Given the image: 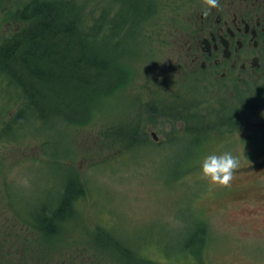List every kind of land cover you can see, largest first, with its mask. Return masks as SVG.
I'll return each instance as SVG.
<instances>
[{
    "label": "rangeland",
    "instance_id": "obj_1",
    "mask_svg": "<svg viewBox=\"0 0 264 264\" xmlns=\"http://www.w3.org/2000/svg\"><path fill=\"white\" fill-rule=\"evenodd\" d=\"M29 1L0 0V43L26 25L19 19L18 12ZM76 2L83 7L82 16L88 24L102 16L106 9L116 11L111 0ZM172 2L167 1L165 12L162 2L154 19L150 21L149 17L148 23L141 27L144 33L140 34L138 41H147L148 50L153 53L151 58L134 65L135 73L127 87L99 105L89 124L77 128L57 125L66 135L65 142L50 136V146L46 145L49 128L42 131V136H36L40 129L38 131L31 122L18 125V131L10 133V139H0V233L3 234L0 238H5L9 232H29L34 228L29 221H21L7 203L4 180L13 193V206H19L25 219L36 220L44 206L48 207V201H62L65 186L72 180L71 168L87 191L90 189L92 194L95 190L101 196L102 192L105 199L109 198V203L94 202L86 195L76 201L77 220L72 219L68 232L62 236L65 240L58 243L63 250L53 245L49 250L45 247L44 253L51 254L47 257L51 264L68 258L73 254V248L78 253L87 252L80 249L90 250L95 256L90 259L93 264H264V151L253 154L249 148L263 137V134L252 131L264 126L263 110L251 116L247 114L241 125L245 131L233 130L216 142L213 140L218 134L210 139L207 155L230 151L241 159V167L230 187L213 185L202 176L201 162L206 155L198 149L192 153L190 137L171 143L167 150L163 148L166 143L160 146L162 150L139 146V151L127 152L131 159L124 153V145L117 143L107 147V142L101 137L116 124L134 119L140 105L145 107L155 100L171 99L172 93L163 87L161 78L164 75L161 72L169 71L177 60L174 56L175 41H169V38L175 36L173 26L180 11L173 12L168 8ZM136 55H139L137 48ZM195 83L193 79L182 81L176 83L171 91L185 98L189 93L186 88L190 89ZM198 85L200 88L194 91L196 94L192 95L196 96L191 99L196 101L194 106L198 109L194 112L198 113L195 114L198 121L204 117L201 114L210 109L209 106H219V103L228 101L236 104L229 95H216L212 86L204 82ZM4 91L0 82L1 105L5 102ZM17 110L7 112L4 117L6 123ZM147 117L144 114L143 119ZM207 121L209 127L214 124L212 117ZM146 125L147 132L150 128L155 130L154 124ZM11 127L15 129L13 124ZM159 127L158 136L162 137ZM245 137L247 140L244 142ZM112 143L114 141L111 140ZM45 145L46 149L67 152L61 155L63 158L39 155L47 152ZM36 155L46 159L45 162L54 158L52 162L56 165H44L31 158ZM104 159L109 162L108 169L99 164ZM77 192L75 188L74 194ZM57 204L60 203L49 205ZM200 228L203 233L199 235ZM111 237L134 248L136 259L130 252L128 256L121 257L116 251H111L115 254L111 255L105 250L106 255H103L97 250L104 249L108 243L106 238ZM141 247L143 252L138 254Z\"/></svg>",
    "mask_w": 264,
    "mask_h": 264
},
{
    "label": "trees",
    "instance_id": "obj_2",
    "mask_svg": "<svg viewBox=\"0 0 264 264\" xmlns=\"http://www.w3.org/2000/svg\"><path fill=\"white\" fill-rule=\"evenodd\" d=\"M111 1L116 11L106 9L104 14L95 18L92 24L85 23L82 16L83 7L76 0H31L19 10V19L26 25L0 43V82L5 89V94L3 93L5 102L3 105L0 104L2 106L0 139H8L10 133L18 131V125L31 122L37 130L40 129L36 136H42V131L49 128L46 145L52 141L50 136L64 139V143L66 135L56 127L57 125L77 128L89 124L99 105L106 99L117 96L120 90L127 87L132 79L131 76L135 73L134 65L151 58L153 53L148 50L150 48L147 41H138L140 34L144 33L141 27L148 23L149 17L150 21L154 19V15L159 13L162 2L165 12L168 0ZM172 1V5L170 3L168 8L173 12L181 11L188 4V0ZM136 48L139 51L138 56ZM193 81L197 82L193 87L191 86L190 89L185 87L189 92L185 98L178 92H172L171 88L168 89L172 93L171 99L154 102L145 107L140 105L134 119L116 124L101 136L107 142L106 146L111 147L121 143L125 146V155L127 154L126 156L131 159L127 152L139 151L140 148L167 150L171 143L186 136L192 140L189 147L193 149V154L198 149L207 156L206 150L211 144L212 136L218 134L213 140L216 142L218 138L229 135L233 130L245 131L241 125L247 114L249 113L250 116L258 114L263 109L264 92H255L254 95L247 97L238 95L233 98L236 104H229L228 101L219 103V106H209L210 109L207 107L208 110L201 114L206 119L202 117L198 121V117L195 116L198 113L194 112V109H198L194 106L196 101L191 99L196 96L192 94H196L194 91L200 88L198 84L202 81L197 78ZM15 108L18 110L6 123L4 117L7 112L9 114ZM144 114L148 116L147 119H143ZM211 117L214 119V124L209 127L207 119L210 120ZM216 122L218 125H215ZM146 123L154 124L155 127H152L155 130L150 128L147 132ZM12 124L15 126L14 130ZM157 127L162 129L163 133L162 137L159 136V140H155L151 135L152 132L160 133ZM252 131L263 134V137L252 143L249 148L253 154L256 153L255 151H264V126H258ZM12 140L17 139L12 138ZM111 140L114 143L111 144ZM246 140L245 137L244 142ZM165 143V147L161 148L160 146ZM46 145L47 152L39 155L49 154L50 157L63 158L61 155L67 152L46 149ZM139 146L142 147L138 148ZM39 155L31 158L44 165H56L52 162L54 158H49L45 162L46 159L43 160ZM126 158L124 157L123 160ZM99 164L103 168L107 166L108 169L107 160L104 159ZM69 169L72 172L70 177L72 180L65 186L62 201L60 199L48 201L49 204H60L56 206L48 204V207L45 205L42 213L35 217L36 220L25 219L19 206L17 204L13 206V193H10L11 189L4 180L7 203L21 217L20 219L17 216L21 221H29L33 224V230L45 234L46 241L50 242L48 247L54 244L57 233L63 235L68 232L72 219L77 220L75 211L77 200L86 195L94 199V202L98 201L103 205L109 203V198L105 199L102 192L101 196L95 190H92V194L89 192L90 189L87 191L81 185L77 174ZM75 188L78 189L77 195L74 194ZM101 228L103 227L99 229ZM202 233L203 230L200 228L198 234ZM60 240L65 239L60 238ZM106 240L108 243L104 249L102 248L103 250L109 253L116 251L121 257L128 256L127 253L130 252L136 259L134 248L120 243L114 237ZM142 252L143 247L139 249L138 254ZM111 255L115 254L111 253ZM118 260L117 257V263Z\"/></svg>",
    "mask_w": 264,
    "mask_h": 264
},
{
    "label": "flooded vegetation",
    "instance_id": "obj_3",
    "mask_svg": "<svg viewBox=\"0 0 264 264\" xmlns=\"http://www.w3.org/2000/svg\"><path fill=\"white\" fill-rule=\"evenodd\" d=\"M204 7L202 0H188L180 11L175 36L169 38L175 41L177 60L169 71L161 72L163 87L197 78L212 86L216 95L236 98L264 92V0H221L220 9L207 17L202 15ZM44 235L36 230L7 233L0 238V264H51L47 259L51 254L44 253L46 246L51 249ZM56 236L53 246L58 247L63 235ZM72 250L76 253L58 264H93L90 250Z\"/></svg>",
    "mask_w": 264,
    "mask_h": 264
},
{
    "label": "clouds",
    "instance_id": "obj_4",
    "mask_svg": "<svg viewBox=\"0 0 264 264\" xmlns=\"http://www.w3.org/2000/svg\"><path fill=\"white\" fill-rule=\"evenodd\" d=\"M204 10L202 15L207 17L212 10L221 7V0H202ZM241 167V159L230 151L212 153L205 156L201 162V174L213 185L230 187L235 173ZM25 183H27L25 181Z\"/></svg>",
    "mask_w": 264,
    "mask_h": 264
},
{
    "label": "water",
    "instance_id": "obj_5",
    "mask_svg": "<svg viewBox=\"0 0 264 264\" xmlns=\"http://www.w3.org/2000/svg\"><path fill=\"white\" fill-rule=\"evenodd\" d=\"M152 136L156 139V140H159V138H158V136H157V134L154 132V133H152Z\"/></svg>",
    "mask_w": 264,
    "mask_h": 264
}]
</instances>
